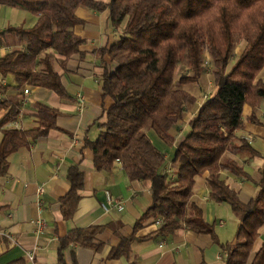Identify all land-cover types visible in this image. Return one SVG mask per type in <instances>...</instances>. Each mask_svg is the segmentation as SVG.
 <instances>
[{
    "label": "trees",
    "instance_id": "trees-1",
    "mask_svg": "<svg viewBox=\"0 0 264 264\" xmlns=\"http://www.w3.org/2000/svg\"><path fill=\"white\" fill-rule=\"evenodd\" d=\"M0 6L36 17L31 28L21 26L0 33L13 35L24 45L23 50L0 58V76L14 78L18 89L40 88L60 98L67 97L61 82L66 63L83 44L73 32L82 24L76 10H108L112 26L122 27V35L106 50L116 68L106 71L100 82L103 98H109L112 105L92 125L97 137L85 147L92 151L95 171L111 172L118 163L128 181L149 182L152 203L135 222L130 236L118 235L119 243L110 249L107 259L127 257L134 241L163 238L184 227L209 236L219 247L224 264H248L264 227V166L256 184L257 195L245 203L220 173L250 179L235 161L222 158L226 153L257 155L234 132L241 128L243 107L255 109L264 99V82L259 77L264 69V0H110L107 4L96 0H0ZM240 41L244 42L242 53L228 69ZM56 61L60 72L54 69ZM181 64L186 72L176 82L180 88H175L174 74ZM206 74L213 92L200 100L196 114L188 120V131L175 146L168 170L165 151L144 129L149 128L164 147H173L187 108L194 109L197 103V97L182 86L200 88L199 81ZM3 111L0 175L6 173L11 154L45 138L51 130H59L56 119L60 115L55 108L35 103V127L21 130L7 128L19 116V109L0 99V113ZM204 175L209 200L228 205L237 215L232 243L219 242L214 225L204 220L202 210L191 201L195 179ZM66 179L70 188L60 199V212L67 221L75 215L85 175L78 166H70ZM158 221L154 232L135 236L147 223ZM107 227L69 231L59 240V263L63 264L62 253L69 247L99 253L104 247L99 236ZM8 264L26 263L18 259ZM72 264H76L74 255ZM251 264H264V240Z\"/></svg>",
    "mask_w": 264,
    "mask_h": 264
},
{
    "label": "crops",
    "instance_id": "crops-1",
    "mask_svg": "<svg viewBox=\"0 0 264 264\" xmlns=\"http://www.w3.org/2000/svg\"><path fill=\"white\" fill-rule=\"evenodd\" d=\"M75 15L82 24L75 26L73 32L83 40V44L79 52L68 59L62 73L61 82L67 97L60 98L52 92L29 86L18 89L14 78L0 76V99L10 102L20 111L7 128L26 130L35 127V103L48 105L60 113L56 119L60 131L51 130L45 138L11 154L7 159L6 173L0 175V264L18 259H24L28 264L27 252L33 253L37 264H61L58 261L59 240L71 230L96 225H109L99 236L103 249L95 253L89 249L69 247L62 253L63 264H72V255L76 264H224L219 247L209 236L195 234L184 227L163 238L134 241L127 257L107 259L110 249L119 243L118 235L128 237L132 234L135 222L150 207L152 199L149 182L128 181L118 163L111 172H97L93 167V154L85 143L96 139L97 130L92 125L112 105L109 98H103L100 82L106 71L116 68L106 50L122 35V27L112 26L108 10L97 12L81 7ZM35 22L36 17L24 10L0 6V33L21 26L31 28ZM23 49V43L15 36H0V58ZM242 50L243 47L236 60ZM56 59L60 60L59 57ZM54 69L60 72L57 61ZM259 77L264 82V75ZM25 90L27 94H24ZM200 102L197 97L186 123L196 114ZM5 114L6 111L1 112L0 117ZM241 121V128L234 134L238 140L247 141L257 155L226 153L222 161L233 160L245 172L254 171L258 177L254 179L249 175L250 179H238L226 171H222L220 177L245 203L257 195L256 184L264 166V155H260V151L264 153V144H261L264 143V99L255 109L244 106ZM185 127L181 125V129L175 132L173 147H161L165 151L168 170L175 146L186 134ZM1 137L0 134V140ZM70 166H78L85 180L75 215L66 221L60 212V199L70 188L66 179ZM205 178L206 175L195 179L191 201L202 210L204 220L214 225L219 242L232 243L239 221L236 218V226L225 237L223 230L227 222L219 214L222 204L209 200ZM39 188L42 189L40 194L37 193ZM106 192L113 200L122 203L121 212L115 207L108 213L102 210ZM40 221L44 225L39 229L37 222ZM157 227V224L149 222L135 236L145 237ZM263 240L264 227L252 247L248 264H251Z\"/></svg>",
    "mask_w": 264,
    "mask_h": 264
},
{
    "label": "rangeland",
    "instance_id": "rangeland-1",
    "mask_svg": "<svg viewBox=\"0 0 264 264\" xmlns=\"http://www.w3.org/2000/svg\"><path fill=\"white\" fill-rule=\"evenodd\" d=\"M243 45V46H242ZM244 47V42L240 41L237 43L234 53L232 55V59L229 63V68L230 69L232 67V65H234V63L237 61L236 57H237V53H239L240 49ZM183 64V63H182ZM181 64V66H177L176 70H175V74H174V86L175 88H180V86H178L176 84V82L178 81L179 77L181 74L185 73V67ZM262 75H264V69L261 72ZM200 84V88L194 85H186V86H182V89H185L187 91H190L191 93L195 94L196 97H198L199 100H202V96L204 95H208L210 93L213 92V86L211 84V78L208 74H206L205 76L202 77V79L199 81ZM204 93V94H203ZM202 95V96H201ZM191 109V107L187 108V112L185 113L184 117H183V124L186 126L185 132L187 133L188 131V126H187V119H188V115H189V110ZM264 124V123H263ZM144 133H146L149 138L152 140V142L157 146V147H162L165 148L164 145H162V143L156 138L155 134L149 129H144ZM261 144H264L261 142ZM260 155L263 156L264 153H262L260 151ZM247 171V170H246ZM248 172V171H247ZM249 175L251 177H253L254 179H256L258 176L254 171H250ZM220 217L222 220H224L225 222H227V226L226 228L223 230V233L225 235V237H227V235H229V231L230 229L236 224H237V215H235L234 213H232V211L230 210L229 206L226 204H222V210L219 212ZM228 239V238H227ZM230 241V240H229Z\"/></svg>",
    "mask_w": 264,
    "mask_h": 264
},
{
    "label": "built area",
    "instance_id": "built-area-1",
    "mask_svg": "<svg viewBox=\"0 0 264 264\" xmlns=\"http://www.w3.org/2000/svg\"><path fill=\"white\" fill-rule=\"evenodd\" d=\"M27 93H28V91L25 90V91H24V94H27ZM207 96H208V95H204L203 98H202V101L205 100V99L207 98ZM202 101H201V102H202ZM41 192H42V189H41V188L37 189V193L40 194ZM114 207H115V208L117 209V211H119V212H121V211L123 210V205H122V203H121L120 201L113 200V199L111 198L110 194H109L108 192H106V193H105V202L101 204V208H102V210H103L105 213H108V212L110 211V209H111V208H114ZM156 224H159V221L156 222ZM43 225H44V223H43L42 221L37 222V226H38L39 229L42 228ZM25 257H26V262H27L28 264H37V263L35 262V258H34V255H33L32 252H27Z\"/></svg>",
    "mask_w": 264,
    "mask_h": 264
}]
</instances>
